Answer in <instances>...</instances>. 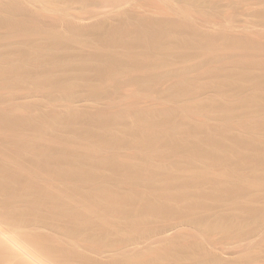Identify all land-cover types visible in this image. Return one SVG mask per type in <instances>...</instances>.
<instances>
[{"label": "bare ground", "instance_id": "bare-ground-1", "mask_svg": "<svg viewBox=\"0 0 264 264\" xmlns=\"http://www.w3.org/2000/svg\"><path fill=\"white\" fill-rule=\"evenodd\" d=\"M48 4L49 2L47 3V5ZM157 13H160V11ZM7 19H3V21L5 20L3 24L8 25L10 23V25H8L10 26L9 32L7 31L8 34L7 35L5 34V36H3V39H1L2 37L0 38V41H2L0 44H4L2 45V47L5 51V52L3 50L1 51L0 49V79L4 81L3 84L5 87L3 88L2 92H3V95L6 94L4 97V99H6L5 103L9 101V98H14V99L16 98L14 97L16 95H14L13 93L14 89H12L13 91H11L9 89L10 87H8L9 84L13 82L14 80H16V83H20L22 84V86L26 85L25 81L28 79L30 75L33 74L30 70L31 68L30 65L34 63L33 65L37 67L38 64L40 66V63L45 60L46 62H49V64H52L53 67H55L56 74L47 76V77L39 76L38 78L37 77L33 78L31 76L32 79L34 80L33 85H36L37 83L38 85L42 86L41 88L42 90L39 91L40 93L38 92L39 87L38 89L35 88L37 89L36 93L38 96L39 94L41 96L45 93L47 97H49L48 98L49 100L51 99L52 101L54 100V102L56 101L55 102L56 105L57 103L59 104L62 103L64 105H61L63 107V108L60 107L61 109L58 108L57 110H53V111L48 110V113H46L47 111L43 112L44 114L42 113V115L40 116L42 119H39L38 116H35V118H33L34 116L30 118V115H28L29 117L26 116V114H28L25 112L27 108L23 110V108H13L12 106L10 110L9 108L6 110L4 106H2L6 111L5 110L0 111L1 112L0 115L4 113L0 117L1 118L0 119V140H1L0 141L1 142L0 151H3L4 155L6 154V157L0 154L1 158L4 157L3 158L4 161L2 159L1 161L3 162L0 163V264H101L100 262H97L96 260L91 258L90 255L76 251V249L73 247L75 246V244L72 246V243L69 244L70 241L69 243H67L68 245L66 244L64 245L63 244L64 239L62 241L60 239V236L57 235V233L59 232L58 230L60 228H62L61 231L66 234V237L67 236L69 237L67 238L68 240L71 238L70 240L80 241L83 243V245H85L84 243H86V245L89 247V250L91 249L99 250V248L104 247V249L106 248V250L108 251H119V253H121L122 257H120L119 255L120 258L115 259V257L117 258L118 256L114 255L115 260H112L108 263L104 262V264H224V261L221 260L223 256L220 259L215 254L210 252V250L208 251L207 249H205L201 244L194 243L195 239L194 240L192 239L193 242L189 243L187 238H186L187 241H185L182 238L185 242L184 241L180 242V240L182 239H179V241H175V239L174 240L170 239L168 241L169 239L168 237V239H166L164 242L160 241L161 243H159L156 241L157 244L155 243V245H152V246L147 245V248L144 249V251H139V252H136L137 250H139L138 249L139 247L136 246V244L138 243L142 244V242L148 241L151 238L150 236H149L150 238L148 237L149 230L148 229L147 231L143 230L141 227H144V225L149 226L150 224L148 223V221L149 219L151 220V217H153V220H156L154 218H158V217H161V219L163 220L162 216H165L164 219L167 218L165 215L167 212L172 213V211H176L178 209L177 208L176 210H173L174 202H176V204H179L180 207L187 208L189 210V214L191 213L190 211H193V212L196 210L199 211L198 208L200 209L203 208V210H206V207L204 208L202 206L203 204L204 205L206 203L208 204L207 200L209 199L212 200L210 201L212 203L216 202L214 206L218 205V202L222 203L223 201H227L228 203H231V205L234 202H235L234 204L236 203L238 204L241 202L244 204L246 203V205L249 203V206L248 205L247 206L250 208L246 207V205H244V207L246 211L250 213V215H253V218L259 212L254 209L252 210L251 203L253 199L256 200L257 197L264 196V179L261 178L263 180V181L261 180L263 182L261 184L260 183L261 181L257 179L258 176L255 175V174L261 173L262 174L261 176L264 177L263 176L264 175V148L262 149L263 151H259V152H254L253 149H252L253 152H251L250 148L252 144H254L252 143V140L255 138L257 140V137L259 136V134L261 135L264 134V74H263V78L262 77L260 78V75L257 76L256 73L257 71L259 72L263 70H258V69L255 70L254 68L255 65H257L258 68L262 67L261 65H263L264 67V58L263 60H261V58L258 57L261 53H259V55L257 54L258 56L255 55L254 54L255 49H254L253 50L254 53L247 55L248 58L250 56V59L246 58V60L237 62L235 64L236 67L235 68L232 67V69L228 68V70L227 69L224 70L223 67L219 68L215 62V66L217 67L214 66L212 68L210 67V69L205 68L203 70L204 73H207V75L209 76L208 80L209 81L211 80V82L215 83L217 87L219 88L222 87L223 90L226 88V90H230V91L237 93V92H241L242 86L251 87V92L247 98L244 97L245 99L243 98V100H241L240 102H237L236 100L235 101L237 102L236 105L234 103L232 104V102L229 103L227 107L225 106L226 108L224 107L225 109L223 108L224 112L223 111L219 112L220 110L218 111V109H215L214 107L216 105L213 106V104H216L214 103V100H213L214 98L212 97L214 94L211 95V97L209 98L207 96L208 100L202 97L206 101V102L202 101V104L195 103V101L194 102L190 101V99H192L193 96L195 97L205 92V90L207 89L203 88L205 87L204 85L197 82L198 81L197 78H196L197 81H195V78L194 79L192 78V80H189L190 78H188V76L192 74L184 73L183 72L184 70L182 71L181 69L182 72L181 71H179L181 73L178 72L180 74L178 75L181 76V79H182L181 83L179 84L181 87L177 86L173 88L171 91L168 90L169 92V93L167 92L168 94L165 93V98L167 96V98L170 101H172L173 99L174 101L176 100L181 101L182 103L179 102L180 105L179 103H176L178 106L174 105L173 107V105H171V103L169 102L170 106H167L166 104L161 105V106L159 104L158 106H156L155 104L154 106L152 105V107L149 106V109L147 108L143 109L142 105H141V108H139V105H138L139 109H137L131 114H127L126 111L123 112L124 111L123 110L116 114L113 113V115L114 114L115 115L112 116L111 118H107L106 116L97 114L98 115L97 117L94 116V118L96 117V125L94 123L93 124L94 127L92 125V127L89 130H87L88 128H86L85 131L84 130L80 131V129H78L72 136H69V138L72 137L70 139H74V141L75 139L76 140L84 139L87 141V142L85 141L86 143L84 144L82 140L83 143L81 146L78 147L79 149L76 148L78 145L74 147L75 149L72 148V150L74 149L76 153L79 152V154L77 153V155H80V158H83L81 157L82 155L87 158V160H84V159L80 160L81 162L78 163L77 166H73L71 164L74 163V159L73 161H71L70 156L66 155L65 152L63 153V151L65 150L63 151H61L60 149L58 150V148H55L56 146L55 144L60 143L62 141L61 142V144L63 145L62 148L63 149L69 148V146L66 145V143L69 144V139L67 138L68 142L66 141L65 143L66 139L62 140L63 136L61 135L62 132H60V130L62 131L61 128L63 127L65 128L66 125L68 126V123L70 125V122L72 120L73 121L78 120V119L83 120L80 117L78 108L76 110L74 108L73 109L70 108L69 106V101L72 98H74L76 95L80 94L79 92L81 91L80 90L81 88L79 89L78 88L79 86L84 85L83 86L84 87L83 90L85 91L84 97L87 96V97H91L92 100L93 99L97 100L98 98L100 99L102 95L104 96L106 93H108L110 89L109 88L110 86L108 84L112 82L111 80L120 78V76L123 78V74H125L123 73L124 71L121 73L114 72L115 74L111 75L112 77H110L111 80L109 79V82L106 81L107 79L104 81L105 78L102 74L107 69L106 67L109 66L108 65L109 63L112 64L118 61L132 60L135 63H139V64L145 63L150 67L152 71L157 72V70L158 71L161 70L162 66L165 63H167L168 61L170 62L171 59H173V57H171L175 53L173 51L177 50L179 54H181L182 58L183 56H187V54L190 52L186 54L185 47L189 43L187 42L189 40L191 41L190 43L193 42L195 44L201 42L202 47L204 46V50H205L204 53H206V55L207 53L208 54L212 53L211 54L212 56L215 53L217 55V52H220V51L221 52L223 51L222 53L220 52L222 55L223 53L226 54V52L229 49V46L224 47L220 45V43L217 44V42L214 43L213 41L203 43L207 39L205 38V40L203 41L202 39L203 37L199 39L198 36L196 37V33L194 36L193 32L191 34L189 33L190 35L186 34V36L185 34L177 35L179 38L176 37L174 44L171 45L172 43H170V41L167 42V40L164 38V35L165 37H167L168 35L166 36V34H164L163 35V38L165 39L164 41L160 40V42H157V43H155L152 40L151 42L142 41V43H144L145 45L144 48L146 50L145 52L143 48L144 53H139L140 52L139 49H137L138 52L133 49L136 43L141 44L140 41L144 39H140L138 41L131 40L132 44L130 41V44L131 46H133L132 49L134 51L131 50V46H129L128 43H124L125 40L124 41L118 40L120 43L121 42L124 43V44L121 43L124 46L122 45L120 46L119 44L120 48L122 47L123 51L126 45H127L126 48H128V51L130 49L129 51L130 55H129V52L125 50V52L127 51L128 54H125L123 52L124 53L123 55V53L121 52L122 56H120L119 55L120 53H118V55L116 54L117 53L116 51L120 50L119 46L117 45L118 50L115 49L117 48L115 47L116 44H118L119 42L116 39L114 41L107 39V41L109 42L106 43L105 45L106 47L104 46L101 48L98 45V47H100L101 50L94 51L93 55L90 57H84V55H81L80 58L78 59L76 58L77 60H75V58L74 59L72 58L70 60H75V61L73 62L69 61L68 67L64 68L61 65L65 64L66 62L63 63L61 61H64V59L67 58V54L65 58L64 56L65 52L58 50L56 43H59L58 41H61V40L63 41L64 39L63 35H65V33H63L62 35V33L57 32L56 28L58 27L54 28V26L52 25L53 26L52 27L51 24L50 26L46 28L45 27L42 28L40 26H34L32 28L31 26L32 28L31 31H27V30L24 31L19 26H17L16 23H14L13 19L12 21L11 19H8V20ZM0 22H2V18H0ZM111 24L113 25V23ZM89 30H86V32L84 30H82L83 32H79V30H76V31L69 30L67 32L68 33L67 35L70 36V39H69L70 44L72 45L71 40L75 44L79 43L77 45H80V44L82 45V43L84 44V42H82L83 37L86 34H89L90 36ZM93 30L97 31L98 29L94 28ZM17 38L21 40L20 42L21 45L17 44L19 46L17 45L12 46L14 42L13 40L14 39L17 40ZM212 39L214 40V38ZM9 40H12L10 43L11 46H7V44H5ZM152 42H154L155 45ZM185 43L187 44L185 45ZM200 44L198 45L200 46ZM253 44L254 43H252V45ZM83 46L84 45H82V47ZM233 46L231 45L230 47H233ZM98 47H97V50H98ZM188 47L191 48L192 46H188ZM188 47H186V50L188 49ZM230 49L232 50L233 48H230ZM225 50L227 51L225 52ZM101 51H104L106 54L103 52L104 53L103 55V53H100ZM113 51H115L116 53ZM141 51H142V48H141ZM235 51H232V53ZM132 52H133V55H132L133 57H130ZM262 53L264 54V52ZM191 54H192V50H191ZM210 54H209V57L211 56ZM225 54H224V57H225ZM252 54L255 55V59L251 58ZM70 55H72V53ZM229 55L230 54H228V56ZM219 57L220 56H218L217 59ZM261 57H264V56L262 55ZM220 58H223V57H220ZM18 62H21L25 65V67L22 64L20 65L21 67L23 66L24 68L21 69L20 73L18 71L19 74L16 71V67H17L16 63ZM208 62H205V63H208ZM217 62L221 63L223 62V59L221 60V62L219 61ZM187 64H190V63H187ZM197 65L199 64H195V66ZM202 65H199L200 69L202 68ZM204 66L206 65H203V67ZM168 67L170 68V66ZM199 67L198 66L196 67L197 70H199ZM188 70L187 72H189ZM204 75L205 74H203V76ZM179 78L180 77H178V79ZM185 78L186 80L188 78L187 82L185 81ZM20 84L18 85L16 84V85L19 86ZM29 85L25 87H28L27 89H29L30 88ZM38 85H36V87ZM210 85H212V83ZM24 90L26 91V89ZM4 91H5V94H4ZM82 94H83V91L81 95ZM186 98H188L187 101H186ZM21 101L23 102V100ZM157 102L159 101L157 100ZM237 109L238 111H240L242 115L241 119L237 121V124L240 126L239 129H242L241 127H244L243 129H250L246 131V134L245 133L244 135L241 134L242 136H240V133L239 135L237 134L232 135L230 133L229 134L231 136L226 135L225 134L226 132L224 133L223 131L217 132V134L215 133L212 134V132L208 133V131L206 132L208 134H204L205 132L204 133L200 132L198 134L195 129L202 131L201 129H203V123L205 122L199 125L201 126L200 128L197 124L194 125V123H192V121H190L187 117L188 113L197 114L199 116L201 114L202 115L208 114V115H212L215 117H220L225 122V120L227 121L228 119L227 117L237 115V112H238ZM254 110L255 112L259 111L260 114L258 115V117L254 116V118H251L252 113H253L252 111ZM127 115H132V116H127ZM199 118L202 119L201 117ZM79 120L78 122H80ZM203 131H205V129ZM185 134L186 135L190 134L192 135V137H196L199 139H201L200 136H203L204 138H207L209 140L208 144H206L205 146L204 144L205 142L203 141L205 139L203 137H202L203 138L202 141L204 143L201 144L202 146L204 144L205 147L203 148L198 147L194 144H189L188 141L187 143H185V140L184 141L182 140L185 137L184 138L182 137L181 139V136ZM63 135H66V134L63 133ZM221 136H224V139L222 138L223 140L222 142L220 141ZM217 137H220V138H217ZM91 139L94 141V142L92 141L93 143L88 141ZM259 139H260V136H259ZM191 140L195 141V138ZM197 141L199 142V140ZM79 142L81 144V141ZM74 144H71V145L69 144V145L72 146ZM121 148H124V150L128 149L129 152L131 149V153H132V150L133 151L135 150L134 153L137 151L138 153H143L144 156L145 154L146 155L148 154L147 157L150 156L146 159L143 156V154H139V156L142 155L145 158L146 162L145 161L143 162L145 165L144 164L141 165L140 163H139L140 164L139 166H137L136 164L132 165V167L136 166L135 168L138 171L137 172L138 174L136 173V175L134 172V176H133L134 181L132 183L135 184L136 188L135 190L133 188V191H125L127 190V188L126 189L124 188V184L126 183L124 181L125 180L127 181L125 177L126 176L128 177V175L130 174L129 172H131L130 171L132 168L131 164L130 165L129 163L127 164L128 160H126V157L125 159L124 157H121L123 154L120 155V157L116 156L117 154L114 157L113 155L112 156L110 155V151L114 152V150L115 151H117L118 149L122 150ZM77 149L78 151H76ZM254 150H258V149H254ZM68 151H70V149ZM74 151H73V154H74ZM108 152L111 157L105 156V154ZM176 152L177 154L181 153L180 155H182V157H183V153L186 152L188 159H190L188 154L191 153L193 157H196V159H199L198 161L202 162L201 164L203 165L202 168L199 169L201 170V172L199 170L197 171V169L196 170L192 168L190 169L189 163L191 164V163L198 162V161L193 162L191 159L188 160V159L176 157L177 156V154H175ZM186 153H184L185 154L184 156H186ZM172 154H175L176 158H174L170 162L167 159H169V157H171ZM244 154H250L251 157L249 155L248 156L251 158V161L248 163H243L242 161L243 169L251 168L252 170H250V172L256 171V173L252 172L254 173L253 175L255 177L257 176L256 179L253 178L252 176H246V173L239 172L240 170L238 168V165H241V160H243V159L239 160L240 159L239 157H241ZM173 156L174 155H172L171 158H173ZM165 158H166V161H165ZM161 159H164V161ZM136 160L138 161V159ZM52 161L55 162V165L51 164ZM70 161L72 162L71 164H70ZM141 161L142 160H140V162ZM198 164L200 163L198 162ZM198 164L196 166H198ZM244 164H247V165H244ZM215 166H220L218 168H221V169L219 170ZM25 167H27L26 170H29L28 174L30 172V174L28 175V179H27L28 182L26 184L23 183L25 179L23 178L24 179L23 181L20 180L22 177L19 178L20 174L18 175L16 173V172L25 170L23 169ZM215 168H217L218 170ZM108 172H110V174L111 172H113L114 176L113 177L110 176L109 178ZM12 173H15L17 175L16 177H18L19 179L16 178L14 174L13 176ZM198 174L202 175V177H199L200 175ZM248 174L252 175L251 173H248ZM111 177H112V180H110ZM132 185H129V186H132ZM142 188L144 189L142 190ZM227 202L226 204H228ZM233 206L235 207V205ZM175 207H178V206L175 205L174 209ZM238 208H240V205L236 209ZM241 208L243 211V206H241ZM208 209L210 210V208L208 207L206 211H208ZM212 209L214 208L212 207ZM212 211L213 210H211V212ZM215 216H216V220L213 222H211L210 220H209L210 222H206L207 220L205 221L204 219H199L198 220V224L200 225L199 227H201L202 225V228L205 229V231L206 230L214 231L218 229H221L223 231L224 230L228 231L231 229L233 230L236 229L235 232L237 231L238 233L239 229H244L246 227L244 225L251 224V222H248V221L246 222L247 224H241V225L235 223L236 220H233L231 213L226 212V211L225 213L224 211H218ZM165 221L166 220H164V223ZM68 222H70V224ZM155 224L157 225V223ZM31 225H34V227L36 226L35 228L45 227V229L46 228L51 229V230L56 229L55 231H51V233H54L57 231L56 233H54V235L59 237V239L55 238L56 236L50 237V235L49 237H46L47 234L45 235L44 233L43 235L42 233L43 231H41L38 228L37 229L40 230L41 233L40 231L39 232H32V231L22 232L20 230L25 227L26 228L30 227ZM165 226L166 225H164V227ZM146 227H144V229H146ZM139 228H141V230L145 232L143 233L142 231L141 233ZM153 229H156V228H153ZM223 231L222 233H224ZM163 234L165 235V233ZM51 235L54 236L53 234ZM60 235L62 236L63 234H60ZM173 235L174 237L172 238L179 237V235L175 236L174 233ZM147 238L149 239L147 240ZM152 239L151 241L154 242L155 238L153 240ZM150 242L149 244H151ZM82 243H79V244H82ZM133 244L136 246V248L138 247L137 250L134 251V253L132 252L133 251L132 248L128 249L130 248L128 245L133 246ZM214 244H217V243H214ZM126 246H128L127 249L130 252L127 251ZM135 246H133V249ZM144 247H146L145 244H144ZM124 249H125V252L127 253L129 252L130 254L131 253L132 254L131 255L129 253L124 254L122 252V250L124 251ZM96 252H93V254ZM106 253H109V252H106ZM244 258L250 259L248 258V256H245ZM236 261H234L233 263L236 264ZM231 263L232 262H230V264Z\"/></svg>", "mask_w": 264, "mask_h": 264}, {"label": "rangeland", "instance_id": "rangeland-1", "mask_svg": "<svg viewBox=\"0 0 264 264\" xmlns=\"http://www.w3.org/2000/svg\"><path fill=\"white\" fill-rule=\"evenodd\" d=\"M60 1V3H59ZM68 1V2H67ZM0 0V18H2V22H0V38L3 39V36H5V34L7 35V31L9 32V29H10V23L7 25V24H3L4 21L3 19H13L14 23L17 24V26H19L22 30H27V31H31V29L34 27V26H40L42 28H46L48 26H51L53 25L54 28H56V31L57 32H60L62 33H65L64 36V39L63 41H58L59 43H56L57 45V48L58 50L62 51V52H65L64 53V56L66 58V54H67V58L64 59V61H61L65 64H62L61 66H63L64 68L68 67L69 65V61H75L77 60L78 58H80L81 55H84V57H90L93 55V52L94 51H99L101 50L102 47H104L106 45L107 42V39H110L111 41H114L115 39L118 41V40H122L124 41V43H128L129 46H131L132 44V41L131 40H134V41H138L140 39H144V40H141L140 43H136V45H134V50L138 52L137 49L140 50L139 53H144L143 51V48L145 47L144 43H142V41H145V42H148L151 40L154 41L155 43L157 42H160V40L164 41L165 39L167 40V42L170 41V43H172L171 45L174 44L175 40H176V37L179 38L177 35H181V34H188L190 35L192 32L195 36V33H196V37L198 36L199 39H203V41L205 40V38L207 40H205L203 43L205 42H211L213 41L214 43L217 42V44L220 43V45L224 46V47H228L229 46V49L228 51L225 50L226 54L223 53V55L220 53V52H217V55L216 53L213 54V56L211 55L209 57V54L207 53H204V46L202 47V43L200 41L199 42L201 43H190L191 41H187L189 42L188 44L185 43V45L187 44L186 47L188 46H192L191 48L188 47V49L186 50V47H185V52L187 54V56H183V58L181 57V54H179V52L177 51H173L175 52L173 54V59H171V61L165 63L161 70H157L156 71H152L150 69V67L145 64V63H135L134 61L132 60H123V61H118V62H114V63H109L106 68V72L104 73L103 72V76H104V81L106 80L107 82H109V79L110 77H112L111 75L115 74L114 72H118V73H125L123 74V78L120 76V78H117V79H114V80H111L112 82H110L108 85L110 86L109 88V91L108 93H106L104 96L102 95L101 98L97 99V100H92L91 97H87L85 96L84 97V94H85V91L83 90L84 89V85L82 86H79L78 88L81 90L78 94L76 95L74 98H72L70 101H69V106L70 108H74L77 110H79V113H80V117L83 119V120H79L80 122H78V120H72L70 122V125L68 123V126L66 125L65 128H61L62 131L60 130L61 135L64 137H62V140L66 139L65 140V143L66 141L68 142V139H69V144H74L72 146H70L68 143H66V145L69 146V148H67L68 150L70 149V151H68L66 148L63 149V145L60 143H56L55 145V148H58V150L60 149L61 151H63V153L65 152L66 155L70 156V159L71 161H73L74 159V163H72L70 161V164L73 165V166H77L78 163H80L82 159L84 160H87L86 157H84L83 155L81 157L83 158H80V155H77V153L79 154V152H75L74 151V147H77L78 148L79 146L82 145V143L84 142V144L87 142L86 140L84 139H70L72 137L69 138V136H72L76 130L80 129V131H85L86 128H88L87 130H89L92 125L95 123L96 125V117L98 115H102V116H106L107 118H111L112 116H114L116 113L120 112V111H123L127 114H131L133 113L134 111H136L137 109L141 108V105H142V108L145 109H149V106L152 107V105L154 106L156 104V106H158L160 104L161 105H167V106H170L169 102L171 103V105H174L175 106H178L176 103H182L181 101H174V99L172 101H170L167 96L166 99L165 98V93L168 94V90L171 91L173 88L175 87H181L179 84L181 83V76H179L183 70L184 73H189V74H192V75H189L188 78H190L189 80H192V78L194 79L195 78V81H197L198 83L204 85L205 89V92L197 95V96H193L192 99H190V101H195V103H198V104H202V101L206 102L204 99L208 100L209 97H211V95H213L212 97L214 98V103L216 104H213L216 105L214 106L215 109H218L219 112L223 111L224 112V109L228 106L229 103L232 102V104L234 103L236 105L237 102H240L241 100H243V98H247L248 95L250 94L251 92V87L249 86H242L241 88V92H233V91H230V90H226V88L223 90L222 87H217V85H215V83L211 82V80L209 81L208 79V75L207 73H204V69H210V67H214L215 66V62H216V65L221 68L223 67L224 70L228 68L232 69L236 67V63L237 62H240V61H243V60H246L247 59H250V56L248 58V54H251V53H254L255 51V55H259V53H261L263 56L264 54L262 52H264V0ZM254 1V2H253ZM49 2V4L47 5V3ZM51 2V3H50ZM58 2V3H57ZM75 2V3H74ZM63 3V4H62ZM77 3V4H76ZM183 3V4H182ZM260 3V4H259ZM16 4V5H15ZM75 4V5H74ZM81 4V5H80ZM111 4V5H110ZM57 7H55V6ZM67 5V6H66ZM217 5V6H216ZM53 6V7H52ZM188 6V7H187ZM73 10H72V9ZM81 8V9H80ZM250 8V9H249ZM85 9V10H84ZM189 9V11H188ZM84 10V11H83ZM164 12H163V11ZM192 10V11H191ZM204 10V11H203ZM258 10V11H257ZM81 11V12H80ZM156 11V12H155ZM162 13H157L159 12ZM188 11V12H187ZM21 12V13H20ZM195 12V13H193ZM197 12V13H196ZM11 13V15H10ZM59 13V14H58ZM186 13V14H185ZM192 13V14H191ZM203 14V15H202ZM15 15V16H14ZM50 15V16H49ZM194 15V16H193ZM39 16V17H38ZM56 16V17H55ZM146 16V17H145ZM211 16V17H210ZM4 17V18H3ZM65 17V18H64ZM166 17V18H165ZM64 18V20H63ZM125 18V19H124ZM138 18V19H137ZM7 19V20H8ZM164 20V21H163ZM250 20V21H249ZM64 21V22H63ZM127 21V22H126ZM73 22V23H72ZM126 22V23H125ZM186 24H185V23ZM36 23V24H35ZM39 23V24H38ZM65 23V25H64ZM69 23V24H68ZM113 23V25L111 24ZM152 23V24H151ZM157 25H156V24ZM168 23V24H167ZM231 23V24H230ZM25 24V25H24ZM38 24V25H37ZM136 26H135V25ZM140 24V25H138ZM159 24V25H158ZM129 25V26H128ZM184 27H183V26ZM189 25V26H188ZM32 26V28H31ZM52 26V27H53ZM74 26V27H73ZM78 26V27H77ZM91 26V27H90ZM231 26V27H230ZM150 27V28H149ZM224 27V28H223ZM234 27V28H233ZM25 28V29H24ZM98 29L97 31L93 30V29ZM157 28V29H156ZM257 28V29H256ZM260 28V29H259ZM2 29V30H1ZM8 29V30H7ZM61 29V30H60ZM90 29V30H89ZM177 29V30H176ZM69 30H79V32H83L82 30H84L86 32V30H89L90 32V36L89 34H86L84 35L83 37V41L84 44L82 43V45H84L82 47V45H77L79 43H74L72 42L71 40V43L72 45L70 44V36L67 35L68 31ZM92 30V31H91ZM117 30V31H116ZM159 30V31H158ZM200 30V31H199ZM234 30V31H233ZM189 31V32H188ZM227 31V32H225ZM231 31V32H230ZM248 31V32H247ZM95 34H93V33ZM114 32V33H113ZM132 32V34H131ZM166 32V33H165ZM212 32V33H211ZM235 32V33H234ZM238 32V33H237ZM92 33V34H91ZM145 33V34H144ZM190 33V34H189ZM200 33V34H199ZM204 33V34H203ZM208 33V34H207ZM241 33V34H240ZM248 33V34H247ZM253 33V34H252ZM97 34V35H96ZM162 34V35H161ZM167 37H165V35ZM192 34V35H193ZM258 34V35H256ZM161 37H160V36ZM163 35H164V38H163ZM176 35V36H175ZM228 35V36H227ZM253 35V36H252ZM96 36V37H95ZM120 36V37H119ZM153 36V37H152ZM214 36V37H213ZM230 36V37H229ZM102 39H100V38ZM114 37V38H113ZM133 37V38H132ZM174 37V38H173ZM254 37V38H253ZM210 38V39H209ZM214 38V40L212 39ZM225 38V39H224ZM148 39V40H147ZM209 39V41H208ZM236 39V40H235ZM216 40V41H215ZM10 41V42H9ZM9 44L8 42H6L5 44H7V46H11V41L12 40H9ZM13 44L12 46H15L17 44L21 45V40H19V38H17V40H13ZM68 41V42H67ZM129 41V42H128ZM130 41H131V44H130ZM254 41V42H253ZM2 41H0L1 43ZM119 42V41H118ZM152 42L154 45L155 43ZM89 43V44H88ZM123 43V42H121ZM120 42L118 44H116L115 49L118 50V46L120 44V46H124L123 44H121ZM248 43V44H247ZM250 43V44H249ZM252 43H254L252 45ZM200 44V46L198 45ZM231 44L233 47H230ZM0 49L1 51L3 49L2 45L4 44H0ZM17 45V46H19ZM60 45V46H59ZM64 45V47H63ZM98 45L101 47H98ZM118 45V46H117ZM126 45V44H125ZM142 45V46H141ZM195 45V46H193ZM197 45V46H196ZM205 45V44H203ZM227 45V46H226ZM94 46V47H93ZM119 46V48H120ZM127 46V45H126ZM124 48V51L122 49V47L120 48V52L119 51H113L115 52L117 55L118 53H120L119 55L122 56L121 54L124 52L125 54H128V48ZM2 47V48H1ZM87 47V48H86ZM89 47V48H88ZM97 47H98V50H97ZM106 47V46H105ZM133 46H131V50ZM136 47V48H135ZM223 47V48H224ZM246 47V48H245ZM249 47V48H248ZM83 48V49H82ZM100 48V49H99ZM141 48H142V51H141ZM230 48H233L235 50H231ZM252 51H251V50ZM255 49V50H254ZM6 50V49H5ZM77 50V52H76ZM105 50V49H103ZM125 50H127L125 52ZM133 50V51H134ZM145 50V48H144ZM191 50H192V54H191ZM251 52H250V51ZM254 50V51H253ZM83 51V52H82ZM232 51H235L232 53ZM245 51V52H244ZM257 51V52H256ZM259 51V52H258ZM5 52V51H4ZM72 55H70L71 53ZM81 52V53H80ZM104 51H101L100 53H103ZM122 52V53H121ZM146 52V50H145ZM231 52V53H229ZM249 52V53H248ZM69 53V55H68ZM80 53V54H79ZM105 53V52H104ZM103 53V55H104ZM123 53V55H124ZM106 54V53H105ZM177 54V55H176ZM224 54H225V57H224ZM228 54H230L228 56ZM252 54L251 58H254L255 59V55ZM257 55L258 57L261 58V60H263L264 57H261L262 55ZM77 55V56H76ZM86 55V56H85ZM88 55V56H87ZM129 55H130V52H129ZM133 52L131 53V56L130 57H133ZM179 55V56H178ZM203 55V56H202ZM216 55V56H215ZM222 55V56H221ZM243 55V56H242ZM72 56V57H71ZM215 56V57H214ZM220 56V57H223V58H218L217 57ZM241 56V57H240ZM83 57V56H82ZM187 57V58H185ZM190 59H189V58ZM198 57V58H197ZM204 57V58H202ZM208 57V58H207ZM212 57V58H211ZM74 59L75 60H70V59ZM77 58V59H76ZM228 58V59H227ZM183 59V60H182ZM207 59V60H206ZM217 59V60H216ZM223 59V62H221V60ZM66 60V61H65ZM186 60V62H185ZM194 62H193V61ZM215 60V61H214ZM225 60V61H224ZM252 60V59H251ZM45 61V60H44ZM43 61V62H44ZM176 61V62H175ZM180 61V62H179ZM201 61V62H199ZM203 61V62H202ZM211 63H209V62ZM217 61L221 62V63H218ZM41 62L40 63V66L38 64V66L36 67L35 65H33L34 63H32L30 65V70L32 75H30L28 77V79L25 81L26 82V85L22 86V84L20 83H16V80H14L13 82H11L9 84L8 87H10L9 89L11 91H13L12 89H14L13 93L14 97H16L15 99L14 98H9V101H6V99H4L5 97V91H4V94L3 95V88L5 87L4 86V81H2L0 79V111L2 110H7L9 108V110L12 108H23V110H25L27 108V110H25L26 113V116L30 115V118L32 116H34L33 118H35V116H38L39 119H42L40 116L42 115L43 112L47 111L46 113H48V110L49 111H53V110H57L58 108H63L61 105H64L62 103H57L56 105V101L54 102V100L52 101L51 99L49 100L47 97V95L44 93L43 95L39 96L37 95V89L39 87V90H42V86L41 85H38L36 82V85H38L36 87V85H33L34 84V80L32 79L33 78H38L39 76L40 77H47V76H51V75H54L56 74V70H55V67H53L52 64H49V62ZM172 62V63H171ZM183 62V64H182ZM192 62V63H191ZM199 62V63H198ZM205 62H208V63H205ZM214 62V63H213ZM20 63V64H19ZM68 63V64H67ZM170 65H169V64ZM187 63H190V64H187ZM206 65L203 67V65ZM23 65L25 67V65L21 62H18L16 63V71L18 73L21 72V69H23L24 67L20 66V65ZM124 64V65H123ZM127 64V65H126ZM138 64V65H137ZM172 64V65H171ZM195 64H199V65H202V68L200 69L199 65H197L199 67V70H197V66H195ZM208 64V65H207ZM213 64V66H212ZM219 64V65H218ZM49 65V66H47ZM117 65V66H116ZM170 66V68L168 66ZM174 65V66H173ZM176 65V66H175ZM223 65V66H222ZM225 65V66H224ZM234 65V66H233ZM42 66V68H41ZM144 66V67H143ZM172 66V67H171ZM178 66V67H177ZM185 66V67H184ZM215 66V67H217ZM254 66V65H252ZM259 66V65H258ZM263 67V65H261ZM258 68L257 65L254 66L255 70L258 69V70H263L264 71V67L262 68ZM20 68V69H19ZM34 70H33V69ZM38 68V69H37ZM134 68V69H133ZM148 68V69H147ZM165 68V69H164ZM19 69V70H17ZM115 69V70H114ZM167 69V70H166ZM182 69V71H181ZM186 69V70H185ZM189 69V70H188ZM51 70V72H50ZM110 70V71H108ZM131 70V71H130ZM136 70V71H135ZM151 72H150V71ZM166 70V71H165ZM187 70L189 72H187ZM203 72H202V71ZM15 71V72H16ZM126 71V72H125ZM140 71V72H139ZM181 71V72H179ZM199 71V72H198ZM201 71V73H200ZM263 71H257V76L260 75V78L262 77L263 78ZM35 72V73H34ZM135 72V73H134ZM160 72V73H159ZM179 72V73H178ZM191 72V73H190ZM261 72V73H260ZM18 73V74H19ZM40 73V74H39ZM129 73V74H128ZM259 73V74H258ZM137 76V77H135ZM179 74V75H178ZM203 74H205L203 76ZM34 75V76H33ZM125 75V76H124ZM127 75V76H126ZM157 75V76H156ZM178 75V76H177ZM32 76V77H31ZM109 76V77H107ZM130 76V77H129ZM133 76V77H132ZM203 76V77H202ZM206 76V77H205ZM18 77V76H17ZM31 77V78H30ZM177 77V78H175ZM178 77H180L178 79ZM125 78V79H124ZM143 78V79H142ZM157 78V79H156ZM169 78V79H168ZM187 78V80H188ZM197 78V80H196ZM139 79V80H138ZM173 79V80H171ZM132 80V81H131ZM177 80V81H176ZM186 78H185V81L187 82ZM200 80V81H199ZM122 81V82H121ZM168 81V82H167ZM179 81V82H178ZM207 81V82H206ZM209 81V82H208ZM134 82V83H133ZM141 82V83H139ZM143 82V83H142ZM157 82V83H156ZM161 82V83H159ZM185 82V83H186ZM202 82V83H201ZM212 85H210L211 83ZM32 85L30 86L29 84ZM148 83V84H147ZM167 83V84H166ZM183 83V84H185ZM207 83V84H206ZM6 84V83H5ZM18 84H20L19 86H17ZM161 84V85H160ZM166 84V85H165ZM182 84V85H183ZM15 87H14V86ZM31 88L27 89L28 87H25V86H28ZM120 85V86H118ZM127 85V86H126ZM132 85V86H131ZM134 85V86H133ZM146 85V86H145ZM157 85V86H155ZM210 85V86H208ZM118 86V87H117ZM122 86V87H121ZM7 87V88H8ZM14 87V88H13ZM19 87V89H18ZM25 87V88H24ZM126 87V88H125ZM150 87V88H149ZM157 87V88H156ZM163 87V88H162ZM217 87V88H216ZM33 88V89H32ZM37 88V89H35ZM113 88V89H112ZM133 88V89H131ZM21 89V90H20ZM26 89V91L24 90ZM123 89V90H122ZM155 89V90H154ZM164 89V90H163ZM16 90V91H15ZM32 90V91H31ZM23 93H21V92ZM25 91V92H24ZM83 91V94L81 95ZM130 91V93H129ZM152 91V92H151ZM222 91V92H221ZM19 92V93H18ZM30 92V93H29ZM121 92V93H120ZM155 92V93H153ZM168 92V93H167ZM220 92V93H219ZM233 92V94H232ZM16 93V94H15ZM34 93V94H33ZM40 93V92H39ZM222 93V94H221ZM19 94V95H18ZM124 94V95H123ZM159 94V95H158ZM207 94V95H206ZM3 95V96H2ZM137 95V96H136ZM155 95V96H154ZM229 95V96H228ZM21 96V97H19ZM36 98H35V97ZM83 96V97H82ZM123 96V97H122ZM163 96V97H162ZM205 96V97H204ZM208 96V98H207ZM228 96V98H227ZM31 97V98H30ZM38 97V98H37ZM110 97V98H109ZM152 97V98H151ZM204 99H203V98ZM218 97V98H217ZM221 97V98H220ZM235 97V98H234ZM165 98V99H164ZM202 98V99H201ZM234 98V99H233ZM244 98V99H245ZM3 99V100H2ZM11 99V100H10ZM13 99V100H12ZM156 99V100H155ZM188 98H186V101H187ZM197 99V100H196ZM222 99V100H221ZM233 101H232V100ZM240 99V100H239ZM23 100V102L21 101ZM37 100V101H36ZM111 100V102H110ZM125 100V101H124ZM152 100V101H151ZM157 100L159 102H157ZM231 100V101H230ZM237 100V102H235ZM18 101V102H16ZM30 101V102H29ZM42 101V102H41ZM73 101V102H72ZM105 101V102H104ZM115 101V102H114ZM144 101V102H143ZM165 101V102H164ZM167 101V102H166ZM199 101V102H198ZM17 104H16V103ZM53 102V103H52ZM87 102V103H86ZM91 102V103H90ZM121 102V104H120ZM151 102V103H149ZM20 103V104H18ZM22 103V104H21ZM42 103V104H40ZM93 103V104H92ZM123 103V104H122ZM130 103V104H129ZM169 105H168V104ZM179 103V105H180ZM8 104V105H7ZM35 104V105H34ZM54 104V105H53ZM59 104V105H58ZM91 104V105H89ZM145 104V105H144ZM148 106H147V105ZM51 105V106H50ZM138 105H139V108H138ZM221 105V106H219ZM4 106V108L2 107ZM10 106V107H9ZM16 106V107H15ZM18 106V107H17ZM27 106V107H26ZM37 106V107H36ZM40 106V107H39ZM105 106V107H104ZM120 106V107H119ZM137 106V108H136ZM144 106V107H143ZM226 106V107H225ZM25 107V108H24ZM43 107V109H42ZM172 107V106H171ZM225 107V108H224ZM29 108V109H28ZM53 108V109H52ZM60 108V109H61ZM89 108V109H88ZM97 108V109H96ZM109 108V109H108ZM224 108V109H223ZM32 109V110H31ZM36 109V110H35ZM100 109V110H99ZM118 109V110H116ZM130 109V110H129ZM5 110V111H6ZM43 110V111H42ZM37 111V112H36ZM131 111V112H130ZM238 111V109H237ZM32 112V113H30ZM239 112V113H238ZM237 112V115L236 116H231V117H227V121L225 120V122L223 121V119H221L220 117H215V116H212V115H208V114H201L200 116L197 115V114H189L187 115L188 119L190 121H192V123L197 124L198 126L200 124H202L203 122V129H201L202 131L198 130V129H195L197 131V133L199 134L200 132L204 133V134H208L209 132H212L217 134V132H221L223 131L226 135H230V134H234V135H239L240 133V136L244 135V133L246 134V131L250 130V129H243L244 127H241L242 129H239L240 126L237 124V121L239 119H241L242 115L240 113V111ZM252 116L251 118H254L255 117H258V115L260 114L259 111H252ZM255 112V113H254ZM1 113V112H0ZM113 113H115L113 115ZM4 113H2L3 115ZM34 114V115H32ZM44 114V113H43ZM98 114V115H97ZM254 114V115H253ZM0 115V117L2 116ZM241 115V116H240ZM94 116H96L94 118ZM127 116H132V115H127ZM193 116V117H192ZM197 116V117H195ZM205 116V118H204ZM29 117V116H28ZM199 117H201L202 119H200ZM236 118V119H235ZM1 119V118H0ZM87 119V120H86ZM209 119V120H208ZM213 119V120H212ZM215 120V121H214ZM235 120V121H234ZM77 121V123H76ZM84 123H83V122ZM211 121V123H210ZM214 121V122H213ZM220 121V122H219ZM92 122V123H91ZM231 122V123H230ZM234 122V123H233ZM240 122V121H239ZM80 123V124H78ZM209 123V124H208ZM216 123V125H215ZM236 123V124H235ZM205 124V125H204ZM220 124V125H219ZM40 125V124H39ZM196 125V126H197ZM221 126V127H220ZM37 127V126H36ZM74 127V128H73ZM94 127V125H93ZM201 128V126H199ZM205 127V128H204ZM237 127V128H236ZM207 128V129H206ZM217 128V129H216ZM72 129V130H71ZM75 129V130H74ZM205 129V131H203ZM225 129V130H224ZM239 129V130H237ZM74 130V132H73ZM218 130V131H217ZM228 130V131H227ZM66 131V132H65ZM208 131V133H206ZM63 133H65L66 135H63ZM230 133V134H229ZM248 133V132H247ZM242 134V135H241ZM201 135V134H200ZM219 136V135H218ZM231 136V135H230ZM259 136H260V139H259ZM259 136L257 137V140L256 138L252 140V146H251V152H259V151H263L262 149L264 148V134H259ZM263 136V137H262ZM182 137L184 139H182ZM201 139L199 138H196V137H192V135L190 134H185L183 136H181V139L184 141L185 140V143H187V141L189 142V144H194L198 147H205L206 144H208V139L207 138H204L203 136H200ZM205 140H203V138ZM68 138V139H67ZM195 138V141L194 140H191V139H194ZM217 138H220V137H217ZM222 138L224 139V136H221L220 138V141L222 142ZM199 140V142L197 140ZM83 140V142H82ZM205 142H203V141ZM1 141V140H0ZM72 141V142H71ZM81 141V144L80 142ZM86 141V142H85ZM90 141L91 143H93L94 141L91 139V140H88ZM93 141V142H92ZM207 141V143H206ZM1 143V142H0ZM202 143L203 146L201 145ZM80 144V145H79ZM62 145V146H61ZM60 146V148H59ZM67 146V147H68ZM257 146V147H256ZM0 147H1V144H0ZM62 148V149H61ZM72 148H74L72 150ZM79 149V148H78ZM78 149L76 151H78ZM122 150L120 149H116L117 151L114 150L113 151H110V155L113 157L116 155L118 157H120V155H122L121 157H126V160H128L127 164L129 163V165L131 164V167L132 165L136 164L137 166H139L140 164H144L143 162L145 161V158L147 159V155L143 153H138L137 151L134 153V151L132 150V153H131V149H130V152L128 149H125L124 148H121ZM253 149V151H252ZM254 149H258V150H254ZM122 152H120V151ZM67 151V152H66ZM73 151H74V154H73ZM5 152V151H4ZM70 152V153H69ZM113 152V154H112ZM128 152V153H127ZM68 153V154H67ZM186 153V152H184ZM183 153V157L182 155H180L181 153H178L177 152L175 154H177L176 157H179V158H184V159H188L187 158V153H186V156H184L185 154ZM0 154H2V156L4 155L3 151H0ZM108 154V155H107ZM119 154V155H118ZM138 154V155H137ZM139 154H143V157L142 155L139 156ZM175 154H172L174 155L173 158L172 155L171 157H169V160L170 162L176 158L175 157ZM74 155V156H73ZM76 155V156H75ZM109 155V152L105 154V156H110ZM137 155V156H136ZM194 155V154H193ZM250 154H244L242 155L241 157H239L243 160H241V165H238V168H239V172L240 173H246V176H252L253 178H258L260 181L262 179H264V177H262L261 173H258V174H255L257 175L256 177L253 175L254 173L252 172H255L256 171H251L252 170L251 168H244L243 169V163H248L251 161V156ZM1 156V155H0ZM6 157V154L4 155ZM110 156V157H111ZM137 158H136V157ZM181 156V157H180ZM189 158L194 162V161H198L199 159H196V157H193L191 153L188 154ZM191 156V157H190ZM73 157V158H71ZM75 157V158H74ZM133 157V158H131ZM141 157V158H140ZM194 160H193V158ZM248 157V158H247ZM4 157H0V163L4 161L3 159ZM177 158V159H179ZM246 158V159H245ZM3 159V161H1ZM138 159V161L136 160ZM171 159V160H170ZM188 159V160H190ZM134 160V161H133ZM140 160H142L140 162ZM164 161V159H161ZM165 161H166V158H165ZM243 161V163H242ZM134 162V163H133ZM137 162V163H136ZM146 162V161H145ZM198 162L200 164H198ZM198 162H194V163H189L190 165V169H194L197 171L202 168V162L198 161ZM140 163V164H139ZM51 164L55 165V162L52 161ZM198 164V166H196ZM145 165V164H144ZM201 165V166H200ZM244 165H247V164H244ZM192 166V167H191ZM194 166V167H193ZM130 167V168H131ZM136 167V166H135ZM134 166L132 168L135 169H132L131 168V172H129L130 174L128 175V177L126 176L125 178L127 179V181L125 180L124 182H126L125 185L124 184V188L127 190L125 191H133V188L135 190L136 186L134 183H132L134 181V172H135V175L136 173L138 172L136 170ZM199 167V168H198ZM215 167H220V166H215ZM223 167V166H222ZM246 167V166H245ZM215 168V169H217ZM23 169H27V167L23 168ZM219 170L221 168H218ZM217 169V170H218ZM232 169V167H231ZM237 169V168H236ZM23 170V171H19V172H16L18 175H19V178L22 177L20 180H27L28 179V171L29 170ZM133 170V171H132ZM248 170V171H247ZM201 172V170H199ZM14 172V171H13ZM24 172V173H23ZM251 173L252 175H249L248 173ZM113 172H108V176L110 178V176H114V173L112 175ZM15 175V177L17 176L15 173H12V175ZM133 174V175H132ZM138 174V173H137ZM201 174V173H200ZM198 174V175H200ZM13 175V176H14ZM22 175V176H21ZM132 175V176H131ZM244 175V174H243ZM130 176V178H129ZM264 176V175H263ZM14 177V178H15ZM112 177L110 180H112ZM132 177V178H131ZM199 177H202V175H200ZM18 178V177H16ZM18 178V179H19ZM24 178V179H23ZM262 178V179H261ZM133 179V180H132ZM24 180V184H26L28 182ZM263 181V180H262ZM260 182L261 184L263 182ZM21 182V181H20ZM133 184H131V183ZM22 183V182H21ZM129 185H132V186H129ZM129 186V187H128ZM132 187V188H131ZM144 188H142L143 190ZM261 196L257 197L256 200L253 199L252 203H251V208L252 210H256V211H259L257 213V215L254 216L253 218V215H250V213H248L244 207V205H246V203H238L240 205V208L241 206H243V211H242V208L240 210V208L236 209L237 207H239V205L237 204H234L232 203H228L227 201H223L222 203L218 202V205L214 206L215 203L213 202H210L212 200H207L208 204L204 205L202 207H206V210L207 208L209 207L210 210L208 209V211L206 210H203L198 208V210L200 211H190L191 213L189 214V210L185 207H180L179 204H176V202H174V206H178V207H175L174 209V206H173V210H177L176 211H172L171 212H167L165 215L167 218L164 219L165 216H162L163 220L161 219V217H158V218H154L156 220H153V217H151V220L149 219L148 224L149 226H145L146 229H144V227H141L143 230H146L147 229L149 230L148 232V237L150 238H147V240L149 239L151 241V239L155 238L154 242L153 241H145V242H142L141 243H138L136 244V246H138L137 248L139 250H137L136 246L133 244L134 249H133V246H130L128 245L130 248L128 249H131L132 248V252L134 253L135 250H137L136 252H139V251H144V249L147 248V245L148 246H152V245H155V243L157 244V242L161 243L160 241H165L166 239H168V241L170 239L174 240L175 241H179V239H184L185 241H187L188 239V242L192 243V239L194 240V243H198V244H201L205 249H207L208 251L210 250V252H212L213 254H215L217 257H219L221 260L224 261V264H230V262H232L231 264H235L233 263L234 261L236 260H240L239 263L238 261H236V264H264V196ZM255 200V201H254ZM225 202V203H224ZM226 202L228 204H226ZM172 204V203H171ZM213 204V206H212ZM173 205V204H172ZM211 205V206H210ZM228 205V206H227ZM235 205V207L233 206ZM249 206V203L247 204ZM246 205V207H248ZM259 205V206H258ZM183 206V205H182ZM219 208H218V207ZM225 206V207H224ZM230 206V207H229ZM237 206V207H236ZM212 207L215 209H212ZM180 208V209H179ZM182 208V209H181ZM250 208V207H248ZM186 209V210H185ZM259 209V210H258ZM180 210V211H178ZM183 210V211H182ZM211 210H213L211 212ZM262 210V211H260ZM182 211V212H181ZM203 211V212H202ZM216 211V212H214ZM218 211H225L226 212H230L231 215H232V218L233 220H236L235 223L237 224H247L246 222H251L250 225H244L246 226L244 229H239L238 233L237 231L235 232V230L231 229V230H221V229H218V230H214V231H205V229L202 228V225L201 227H199L200 225L198 224V220L199 219H204L206 222H213L216 220V213ZM235 211V213H234ZM239 211V213H238ZM179 212V213H178ZM202 212V213H201ZM207 212V213H206ZM261 212V213H260ZM174 213V214H173ZM187 213V214H186ZM199 213V214H198ZM169 214V215H168ZM178 214V215H177ZM193 216H192V215ZM196 214V215H195ZM191 215V216H190ZM198 215V216H197ZM200 215V216H199ZM169 216V217H168ZM171 216V217H170ZM190 216V217H188ZM195 216V217H194ZM186 217V218H185ZM215 217V218H214ZM241 217V218H240ZM170 220H169V219ZM263 218V219H262ZM177 219V220H176ZM161 220V221H160ZM164 220L168 221L164 223ZM195 220V221H194ZM210 220V221H209ZM154 222V224H153ZM161 222V223H160ZM174 222V223H172ZM239 222V223H238ZM259 222V223H258ZM70 224V222H68ZM66 223V224H68ZM157 223V225L155 224ZM160 223V224H158ZM164 223V224H163ZM170 225V226H168ZM164 225H166L164 227ZM191 226V227H190ZM36 227V226H35ZM34 225H31L30 227H25V228H22L20 229L22 232L23 231H32V232H39L40 230L43 231V235L45 233L46 237H55L56 235H54V233H51V231H55L56 229L54 230H51V229H48L45 227L43 228H40V227H37L35 228ZM195 227V228H194ZM250 227V228H249ZM254 227V228H253ZM256 227V228H255ZM141 233L143 230H141ZM153 228H156V229H153ZM202 228V229H201ZM248 228V229H247ZM31 229V230H30ZM36 229V230H35ZM43 229V230H42ZM62 228H60L57 233L58 236H60V239L63 241L64 239V245H68L67 243H72V246L75 244V246H73L76 251L78 252H82V253H85V254H88L90 255L91 258H93L94 260H96L97 262H100L101 264L104 262L105 263H108L112 260H115V259H118L121 256V253H119V251H108L106 250V248L104 249V247H101L96 250L94 249H91L89 250V247L86 245V243H84L85 245H83L82 242L80 241H73V240H68L67 238H69L68 236L66 237V234L64 232L61 231ZM177 229V230H176ZM193 230V231H192ZM233 230V231H232ZM40 231V233H41ZM47 231V232H45ZM139 231V232H140ZM169 231V232H168ZM205 231V232H204ZM222 231L224 233H222ZM228 233H227V232ZM232 231V232H231ZM62 232V233H60ZM92 232V231H91ZM145 231H143L144 233ZM195 232V233H194ZM212 232V233H211ZM232 234H231V233ZM245 232V233H244ZM157 233V234H155ZM165 233V235L163 234ZM173 233L175 234V236H178L179 237H176V238H172L174 237ZM205 233V234H204ZM209 233V235H208ZM227 233V234H226ZM51 234H53L54 236H52ZM60 234H63L62 236ZM65 234V235H64ZM162 234V235H161ZM171 234V235H170ZM216 234V235H215ZM154 235V236H153ZM156 235V236H155ZM160 235V237H159ZM183 237H182V236ZM212 235V236H210ZM153 236V237H152ZM158 236V237H157ZM63 237V238H62ZM185 237V238H184ZM195 237V238H194ZM55 238H58L59 237H55ZM66 238V239H65ZM163 238V239H162ZM187 238V239H186ZM232 238V239H231ZM238 238V239H237ZM152 239V240H153ZM162 239V240H160ZM180 240V242L184 241V240ZM191 239V240H189ZM197 239V241H196ZM235 239V240H234ZM68 240V242H67ZM159 240V241H158ZM210 240V241H209ZM214 240V241H213ZM224 240V241H223ZM157 241V242H156ZM184 241V242H185ZM199 241V242H198ZM202 241V242H201ZM82 243V244H79V243ZM148 244H147V243ZM149 242L151 244H149ZM201 242V243H200ZM211 242V243H210ZM78 243V244H77ZM158 243V244H159ZM193 243V244H194ZM214 243H217V244H214ZM225 243V244H224ZM144 244L146 247H144ZM219 244V245H218ZM221 244V245H220ZM82 247H81V246ZM217 245V246H216ZM78 248H77V247ZM126 246V249L127 247ZM211 246V247H210ZM86 247V248H85ZM88 248V249H87ZM136 248V249H135ZM141 248V249H140ZM209 248V249H208ZM80 251H79V250ZM82 249V250H81ZM127 249V251H129ZM254 249V250H253ZM89 250V251H88ZM98 250V251H97ZM105 250V251H103ZM212 250V251H211ZM99 252V253H94L93 252ZM102 251V252H101ZM88 252V253H86ZM105 255H104V253ZM106 252H109V253H106ZM116 252V253H114ZM122 252L124 254H128L127 252H125V249L124 251L122 250ZM255 252V253H254ZM263 252V253H262ZM91 253V254H90ZM114 253V254H113ZM98 254V255H97ZM111 254V256H110ZM118 254V255H117ZM130 254V253H129ZM132 254V253H131ZM130 254V255H131ZM246 254V255H245ZM258 254V255H257ZM262 254V255H261ZM104 255V257H103ZM118 256L117 258L115 256ZM120 255V257H119ZM243 255V257H242ZM250 255V256H249ZM108 256V257H107ZM113 256V257H112ZM245 256H248V258L250 259H246L244 258ZM254 256V258H253ZM107 257V258H106ZM111 257V258H110ZM115 257V259H114ZM225 257V258H224ZM262 257V258H261ZM113 258V259H112ZM244 260H243V259ZM260 258V259H259ZM104 259V260H103ZM111 259V260H110ZM246 259V260H245ZM259 259V260H258ZM109 260V261H108ZM229 260V261H228ZM243 260V261H241ZM257 260V261H256ZM263 260V261H262ZM254 261V262H252ZM263 263H262V262Z\"/></svg>", "mask_w": 264, "mask_h": 264}]
</instances>
